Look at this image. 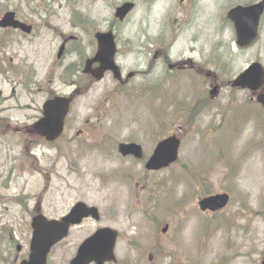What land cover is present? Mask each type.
I'll return each mask as SVG.
<instances>
[{
    "label": "rangeland",
    "instance_id": "374dc122",
    "mask_svg": "<svg viewBox=\"0 0 264 264\" xmlns=\"http://www.w3.org/2000/svg\"><path fill=\"white\" fill-rule=\"evenodd\" d=\"M40 1L46 4L42 11L39 0H0L1 6L37 26L31 36L0 34V94L15 95L4 105L10 108L6 113L13 127L37 120L46 96L70 93L73 77L67 65L92 56L94 33L107 31L109 23L116 25L117 61L124 71L146 70L163 36L171 49L179 53L184 48L187 56L217 72L221 65L213 57L220 54L226 65L224 53L230 49L224 13L231 4L256 0H185L184 7L179 0ZM125 1L134 2L135 10L117 24L114 9ZM73 10L86 23H78ZM262 26L259 41H264ZM64 37L74 39L57 60ZM141 45L150 51L139 54ZM254 54L248 50L238 63L226 66L214 100L193 90L189 77L187 97H179L183 91L177 86L176 104L165 105L148 92L159 75L154 68L123 88L106 75L74 100L64 136L51 148L26 136L0 138V251L11 234L22 247L18 257H25L30 210L37 202L46 217L58 219L81 201L98 208L99 223L87 220L72 230L66 242L53 249L48 264H69L79 243L100 227L119 234L116 264H262L264 122L258 109L247 104L246 93L225 84ZM225 55L228 61L229 53ZM240 106L243 112L235 109ZM170 134L182 144L178 161L169 168L147 171L144 160L117 154L118 143L135 142L147 159L156 143ZM223 192L230 197L223 211L198 209L203 193ZM167 194L172 205L159 207V198L168 201ZM165 224L169 229L162 235Z\"/></svg>",
    "mask_w": 264,
    "mask_h": 264
},
{
    "label": "water",
    "instance_id": "95a60500",
    "mask_svg": "<svg viewBox=\"0 0 264 264\" xmlns=\"http://www.w3.org/2000/svg\"><path fill=\"white\" fill-rule=\"evenodd\" d=\"M132 4H125L116 11V17L123 19L125 15L132 9ZM264 11V0L251 7H236L230 10L227 18L234 24L237 37V46L246 48L254 42L257 35V26L259 17ZM13 14L5 15L0 22L2 27L19 26L14 21ZM98 41V52L93 59L87 61L84 73H91L96 80H100L106 71H111L115 78L119 77L118 68L114 64V38L111 32L106 34H96ZM62 48L58 57L62 52ZM93 63H98L99 67L90 70ZM264 81V73L259 64L251 65L244 73H242L235 81L234 86L249 88L252 90L258 87ZM71 99L57 98L47 102L43 107V117L34 125L35 132L41 137H45L48 141L55 140L62 132L63 120L68 113V107ZM258 101L264 107V96L258 98ZM179 141L170 137L160 142L152 157L147 162L148 170H159L173 163L177 158ZM120 152L126 155H132L136 158L141 157V149L139 146L121 145ZM226 194H220L205 198L199 202L201 210L216 211L224 208L228 202ZM89 214L95 215V210H88L84 205H77L72 209L71 213L58 221H47L42 216L33 219V238L30 246V255L28 261L23 264H46V257L50 248L67 233L70 224L79 223L82 217ZM115 234L108 230H100L90 239H88L79 249L76 258L70 264H103L105 261L114 260L112 250L114 245Z\"/></svg>",
    "mask_w": 264,
    "mask_h": 264
},
{
    "label": "flooded vegetation",
    "instance_id": "af4514ba",
    "mask_svg": "<svg viewBox=\"0 0 264 264\" xmlns=\"http://www.w3.org/2000/svg\"><path fill=\"white\" fill-rule=\"evenodd\" d=\"M40 10L42 11L43 8L40 7ZM35 13H36V11H35ZM36 15H38V13H36ZM263 21H264V14L261 17L260 24H259V36L261 34ZM32 23L34 25H31L30 27L33 30V33L35 30V34H36L37 26L34 22H32ZM110 26H113V24L109 23L108 28ZM229 27L232 28V32H231L232 40L235 41L234 29H233V26L231 23H230ZM0 31H2V30H0ZM11 31H13V30H6V32H11ZM18 33H20V31ZM258 39H259V37H258ZM171 46H170V48H165L164 44H161L155 50L154 55H153V60L155 61V68L156 69H158L160 72H162L164 67L168 68L170 70L171 76L175 78L176 82H177L180 74H184V79H182V81H183L187 78L189 79V77H191V73H192L193 75H196V77L201 79L202 88H205L209 85L210 79H211V84H217L218 81L216 79V76L214 75V73H212L214 71H211L208 67H206L205 64L198 65L195 62L193 63V61L190 59L183 60L184 53L183 52L178 53V54L175 53V49H171ZM255 46H257L256 51H255V49H253ZM139 50H140L139 54L145 53L147 51L145 48L141 49V47H139ZM248 50H250V51L254 50V52H255V54H254L255 56L253 58L254 60H252V62H259L261 59L259 60L258 57H261L262 55H264V41H256V44L251 49H248ZM246 52H247V50H242V49H238V48H234L232 50L230 48L228 61H227L226 55H225V53H227V51H225L224 59L226 61V65L224 63L221 64L220 70H225L226 66L232 67L233 65L238 63L241 55L246 53ZM172 58H175L174 64L170 63L172 61ZM262 61H263L262 64L264 67V59ZM151 65H152L151 62L147 63L149 70L151 69ZM133 73L134 74L130 77L128 76L129 74L126 75L125 79L119 83V84H121L120 86L127 85L131 78L134 79V78L142 75L139 71H135ZM218 74L220 76H222V74L224 75V73H221L220 71H218ZM89 83H90L89 88H91L92 83L91 82H89ZM229 83L230 82H226V85L228 86ZM76 92H77V90H76ZM246 92L249 95V100H247V102H249L250 104L252 103L251 105L256 104L254 106L259 107L261 109V106L257 104L256 100L260 95H264V86L259 90L253 91L252 93L251 92L249 93L248 91H246ZM12 94H14V91H12ZM46 95H48V92H46ZM14 98H15V95L9 96V97H2V95L0 94V125L3 126L2 129L0 128V138L1 139H3L4 137H6L8 135L23 136L24 134H26V135L32 137L34 134L33 133L34 132V129H33L34 123L33 122L23 123L25 125L21 128H13L12 127L13 124L9 120V116H8L9 113H6L7 110L10 111V108L5 107L4 105L7 102L13 100ZM48 99H49V97L46 96V100H48ZM33 213H34V210H33ZM11 233H12V231H11ZM3 241L6 242V245L0 251V264H18V253L21 251V248H20V250L18 249L17 242L13 239L11 234L6 239H4Z\"/></svg>",
    "mask_w": 264,
    "mask_h": 264
}]
</instances>
